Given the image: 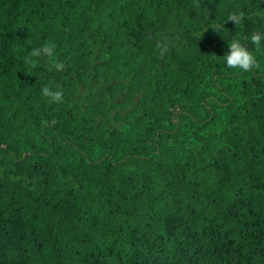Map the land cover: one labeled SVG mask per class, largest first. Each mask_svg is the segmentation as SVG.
Instances as JSON below:
<instances>
[{
  "label": "trees",
  "instance_id": "obj_1",
  "mask_svg": "<svg viewBox=\"0 0 264 264\" xmlns=\"http://www.w3.org/2000/svg\"><path fill=\"white\" fill-rule=\"evenodd\" d=\"M253 31L264 0H0V264H264ZM45 42L62 71L24 63Z\"/></svg>",
  "mask_w": 264,
  "mask_h": 264
},
{
  "label": "clouds",
  "instance_id": "obj_2",
  "mask_svg": "<svg viewBox=\"0 0 264 264\" xmlns=\"http://www.w3.org/2000/svg\"><path fill=\"white\" fill-rule=\"evenodd\" d=\"M245 18V13L242 10L233 11L228 15L227 21L233 22L236 26H239ZM212 29L220 33L224 24H213ZM245 40L256 46L258 50L261 46V42L264 41V32L253 31L250 38L244 37ZM170 47V41L167 37L158 40L155 48L158 51L159 56L164 57ZM44 59L47 61L48 71H62L65 67L64 63L59 60L57 55V48L54 43L45 42L40 47L32 48L26 57H24V63L35 69L38 67L39 61ZM226 65L230 69H237L243 72H251L253 69L259 68L257 57L253 54L248 47L241 42L239 38H234L228 41V51L223 56ZM42 95L48 99L49 103H61L64 98L63 89L59 86L55 89L49 86H44L41 89Z\"/></svg>",
  "mask_w": 264,
  "mask_h": 264
}]
</instances>
